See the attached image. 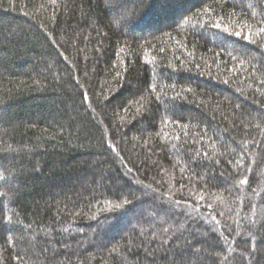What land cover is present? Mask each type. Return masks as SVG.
I'll list each match as a JSON object with an SVG mask.
<instances>
[{"label": "trees", "instance_id": "16d2710c", "mask_svg": "<svg viewBox=\"0 0 264 264\" xmlns=\"http://www.w3.org/2000/svg\"><path fill=\"white\" fill-rule=\"evenodd\" d=\"M261 27L264 0H0V264H264Z\"/></svg>", "mask_w": 264, "mask_h": 264}, {"label": "snow or ice", "instance_id": "6c2138e0", "mask_svg": "<svg viewBox=\"0 0 264 264\" xmlns=\"http://www.w3.org/2000/svg\"><path fill=\"white\" fill-rule=\"evenodd\" d=\"M53 2H55V0H53ZM200 11L203 13V14H213L214 12V9L211 8V7H203L200 9ZM216 29H221L223 27V31L224 32H230L231 35L235 36V37H238L242 40H246V41H249L250 43H256V41L252 38V31H251V25H247L246 27L248 28V31L245 32L244 31V26H241V28L239 30H230L228 27L226 26H223L222 23L217 20L214 25H213ZM259 31L261 33H264V27H261L259 29ZM117 75H119V73H117ZM153 88H155L156 86L155 85H152ZM114 95V94H113ZM85 99H87V97L85 96ZM112 97H109L108 100L109 102L111 101ZM115 162V161H113ZM2 173H0V178H2ZM248 182L247 180V177H245V179L243 181H241L242 184H246ZM201 199H203V197H201ZM127 203H130V201H125V204ZM174 204H176L177 206L179 205V202H173ZM117 208L121 207L120 205H116ZM209 208H211V205L209 204L208 205ZM198 211V209H196ZM215 218L213 217V220ZM9 221H11V217H9ZM216 223H219L218 221H216ZM255 254V253H254ZM260 254L261 255H264V249H261L260 250Z\"/></svg>", "mask_w": 264, "mask_h": 264}]
</instances>
